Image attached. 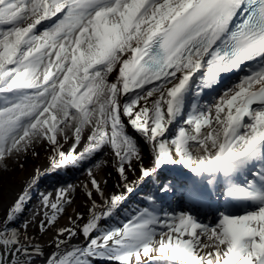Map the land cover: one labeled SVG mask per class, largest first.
<instances>
[{
  "label": "snow or ice",
  "instance_id": "1",
  "mask_svg": "<svg viewBox=\"0 0 264 264\" xmlns=\"http://www.w3.org/2000/svg\"><path fill=\"white\" fill-rule=\"evenodd\" d=\"M40 148L0 264H264V0H0V172Z\"/></svg>",
  "mask_w": 264,
  "mask_h": 264
},
{
  "label": "rangeland",
  "instance_id": "2",
  "mask_svg": "<svg viewBox=\"0 0 264 264\" xmlns=\"http://www.w3.org/2000/svg\"><path fill=\"white\" fill-rule=\"evenodd\" d=\"M40 152V156L37 157H29L26 163V167L24 171H21L20 169L16 168L14 166L13 170L11 172L7 173V176L0 180V192H7L8 193V197H14L20 190L21 186H22V181L24 179V177L26 175H29L33 172V170L35 168H40L41 170H43L44 168L47 167L48 165V159H47V150L45 148H40L39 149ZM69 176L75 175V176H79V173H69ZM68 176H56V175H50V176H42L40 179V187L41 189H45L48 188L49 190H51L52 187H54L57 183L58 180H65L67 179ZM6 179H11L14 180L18 183L17 189L14 193H10L8 191L7 188V184H6ZM78 199H82V202L79 206V208H81V210H83V206H84V197L83 195H78L76 200ZM0 215H2V207H0ZM61 223H64V221H61ZM45 240L48 239V237L44 238Z\"/></svg>",
  "mask_w": 264,
  "mask_h": 264
},
{
  "label": "bare ground",
  "instance_id": "3",
  "mask_svg": "<svg viewBox=\"0 0 264 264\" xmlns=\"http://www.w3.org/2000/svg\"><path fill=\"white\" fill-rule=\"evenodd\" d=\"M13 168H14V165L10 168L8 172H11ZM8 172H0V180L4 179L7 176ZM6 181H7L6 184H7L8 191L10 193H14L17 189L18 183L11 179H6ZM81 202H82V199L76 200V205H74V207L79 206Z\"/></svg>",
  "mask_w": 264,
  "mask_h": 264
}]
</instances>
